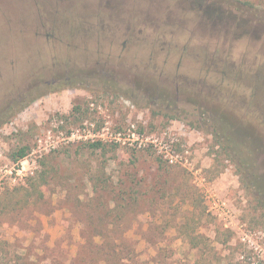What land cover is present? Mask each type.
<instances>
[{"label":"rangeland","instance_id":"obj_1","mask_svg":"<svg viewBox=\"0 0 264 264\" xmlns=\"http://www.w3.org/2000/svg\"><path fill=\"white\" fill-rule=\"evenodd\" d=\"M38 86L0 127V264H264L222 152L264 173V0H0V112Z\"/></svg>","mask_w":264,"mask_h":264},{"label":"trees","instance_id":"obj_2","mask_svg":"<svg viewBox=\"0 0 264 264\" xmlns=\"http://www.w3.org/2000/svg\"><path fill=\"white\" fill-rule=\"evenodd\" d=\"M82 8V7H80ZM78 12H80L78 18L79 19H82L83 18V23L85 25V23H87L88 21V15H90L88 12L85 13L82 11V9L80 10H77ZM77 13V12H76ZM99 13H96V16L98 15ZM100 16V15H99ZM99 18V17H98ZM87 20V21H86ZM40 89L41 91V86H38V87H35L33 89H30L26 94H25V97L20 99V100H16L14 101L12 104H8V105H4L2 107V111L0 112V127L7 123L8 121H10V119L14 116V114H16L17 112L19 111H22L26 105H27V101H30L31 99L29 98V96H32L36 91V89ZM231 137H229V140H230V143L229 145H226V146H223V154L226 155V157H228L229 159H234L235 155L237 156L238 160H239V173H243V174H246L247 176V179H248V182H249V187L251 186L255 192L257 194H259L260 196H264V173L260 174V172H258L257 170H255L254 166L252 164V161H254L255 159H253V155H254V152L252 150H250L251 148H247V149H244V148H240L242 142H240L241 140H239L238 142H236V138L233 136V140L235 141H231L230 139ZM243 142H245L244 140H242ZM234 144H236V150H235V147L233 148L232 147V150H234V153L232 151H230L231 147L230 146H234ZM92 146H96L98 144L96 143H93L91 144ZM239 148V149H237ZM27 150L28 148L27 147H23L21 148L17 154H14L13 157H14V160H18L19 158H23L26 154H27ZM251 152L253 155H251ZM256 149H255V153H256ZM242 153V154H240ZM243 153L245 155V157L247 158H244L242 157L243 156ZM257 156V155H256ZM245 159H247L248 161L251 162L252 166L249 165V166H245ZM254 163V162H253ZM124 249L123 250H118V249H113V251L111 252V255L108 256L109 258L110 257H113L114 255L116 256V259H119L118 261L119 262H116L115 264H119L121 263L122 259L124 256H122V254L124 253Z\"/></svg>","mask_w":264,"mask_h":264},{"label":"built area","instance_id":"obj_3","mask_svg":"<svg viewBox=\"0 0 264 264\" xmlns=\"http://www.w3.org/2000/svg\"><path fill=\"white\" fill-rule=\"evenodd\" d=\"M35 162L33 166L26 167L25 161H21L19 165L11 172L10 176L8 177L9 180L16 182L19 179H22L24 176L28 175V173L33 174V169L36 167ZM5 176L0 174V188L6 183Z\"/></svg>","mask_w":264,"mask_h":264}]
</instances>
